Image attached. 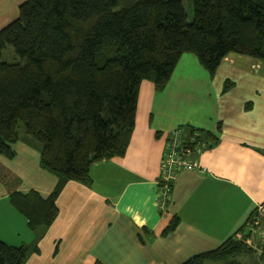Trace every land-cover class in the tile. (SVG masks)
<instances>
[{
  "label": "trees",
  "instance_id": "16d2710c",
  "mask_svg": "<svg viewBox=\"0 0 264 264\" xmlns=\"http://www.w3.org/2000/svg\"><path fill=\"white\" fill-rule=\"evenodd\" d=\"M6 47L16 61L2 60ZM230 53L264 62V0H192L190 23L180 0H24L0 30V155L12 159V145L26 142L58 182L45 200L10 193L11 207L35 240L18 247L0 240V264H23L37 253L66 182L89 187L94 163L124 156L141 82L162 92L184 54L213 78ZM232 86L225 81L222 91ZM177 128L201 152L216 144L207 131ZM258 225L254 209L220 246L182 264H239L240 254L253 253L244 239ZM238 234L243 239L235 240Z\"/></svg>",
  "mask_w": 264,
  "mask_h": 264
},
{
  "label": "crops",
  "instance_id": "0c3cea01",
  "mask_svg": "<svg viewBox=\"0 0 264 264\" xmlns=\"http://www.w3.org/2000/svg\"><path fill=\"white\" fill-rule=\"evenodd\" d=\"M23 1L0 0V30L16 19ZM188 55L162 92L141 82L124 156L94 163L89 187L63 185L56 218L23 264H182L216 249L264 204V62L230 53L210 78ZM225 81L233 86L223 92ZM180 125L217 141L193 156L200 169L176 175L160 211L163 147ZM12 150V159L0 155V240L31 246L35 235L9 195L33 192L45 200L58 179L40 167L39 152L28 143L18 141ZM174 217L177 225L167 231Z\"/></svg>",
  "mask_w": 264,
  "mask_h": 264
},
{
  "label": "built area",
  "instance_id": "2783aa9c",
  "mask_svg": "<svg viewBox=\"0 0 264 264\" xmlns=\"http://www.w3.org/2000/svg\"><path fill=\"white\" fill-rule=\"evenodd\" d=\"M184 131L174 128L165 139L163 154L160 160V175L156 183L157 193L155 205L158 210L164 211L170 199L172 183L179 172L200 169L192 159L194 154L200 153L199 148H192L190 138L185 141ZM257 216L264 213V205L256 207ZM259 230V225L256 229ZM262 233V232H261Z\"/></svg>",
  "mask_w": 264,
  "mask_h": 264
},
{
  "label": "rangeland",
  "instance_id": "374dc122",
  "mask_svg": "<svg viewBox=\"0 0 264 264\" xmlns=\"http://www.w3.org/2000/svg\"><path fill=\"white\" fill-rule=\"evenodd\" d=\"M180 1L187 16V21L190 23L192 21V0H180ZM1 55H2V60L6 62H14L17 60V57L15 56L11 47H6V49L2 51ZM19 133L21 136H23V131L21 126L19 129ZM257 219L259 220V230H253L250 236L244 239L246 245L252 249L253 253L250 255L240 254L237 257V260L234 259L239 264H264V255H261V252L264 251V213L257 216ZM236 239L237 240L243 239V234H238L237 236H235V240ZM207 263L221 264V263H213V262H207Z\"/></svg>",
  "mask_w": 264,
  "mask_h": 264
}]
</instances>
